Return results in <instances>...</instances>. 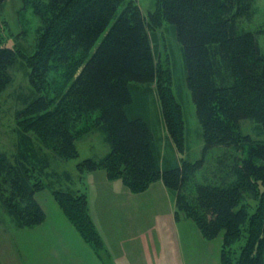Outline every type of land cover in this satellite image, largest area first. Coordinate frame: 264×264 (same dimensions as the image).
<instances>
[{"label":"trees","instance_id":"1","mask_svg":"<svg viewBox=\"0 0 264 264\" xmlns=\"http://www.w3.org/2000/svg\"><path fill=\"white\" fill-rule=\"evenodd\" d=\"M5 1L0 0V4ZM249 1L159 0L161 15L182 45L187 82L203 125L204 155L217 148L243 152L242 156L224 158L220 183L196 182L192 193L188 192V182L205 161L183 159L161 166L158 146L152 140L155 134L147 119V99L133 87L151 81L157 73L152 54L145 48L137 7L126 6L112 24L121 0H47L50 21L38 45L40 62H48L55 53L70 75L77 74L65 93L69 111L76 114L69 119L71 128L82 116L98 112L93 127L104 135L110 153L100 161L85 160L87 172L105 168L109 179H121L133 193H141L161 180L175 197L177 212L193 220L209 240L224 232L229 238L247 222V212L240 207L242 195L254 190L264 168V142L241 131L253 114L264 120L260 35L241 31L238 24ZM15 62L12 49L0 47V92L12 83L10 70ZM160 99L168 119L172 117L180 129L172 101ZM46 113L30 125L33 131L40 127V120L54 125L44 132L36 131L39 147L30 134L20 130L15 160L0 151V203L18 229L40 226L46 219L35 198L40 187L30 174L31 168L38 167L42 176L51 168L50 156L42 153L45 147L65 159L77 155V135L69 122L57 125L52 112ZM54 196L81 238L95 253H106L90 215L87 193L76 196L55 191Z\"/></svg>","mask_w":264,"mask_h":264},{"label":"rangeland","instance_id":"2","mask_svg":"<svg viewBox=\"0 0 264 264\" xmlns=\"http://www.w3.org/2000/svg\"><path fill=\"white\" fill-rule=\"evenodd\" d=\"M46 1L6 0L0 4V47L12 49L16 57L15 65L10 70L12 83L0 92V151L5 152L12 161L18 156L20 130L30 134L37 147L41 145L36 138V131L44 132L54 125L40 120V127L36 131L31 130L30 125L39 117H45L46 112H52V121H56L57 125H65L69 119L76 117V114L68 109L65 93L77 74L70 75L67 67L58 62L55 53L49 56L48 62L43 59V62H40L41 59L37 57L40 38L50 21ZM128 5L137 7L141 13L145 48L152 54L156 65L155 78L133 87L139 95L147 99V119L155 134L152 140L158 146L160 164L165 162L167 166L183 159L189 162L204 160V167L192 175L188 182L189 193L194 191L196 182L220 183L218 179L224 175V158L231 155L242 156L243 152L240 149L233 151L217 148L204 155V130L187 82L186 59L182 45L173 33L171 25L161 15L159 0H121L112 24ZM238 24L241 31L260 35L259 44L264 51V0H250L241 12ZM106 33L107 31L103 37ZM161 97L172 101L173 109L178 113V122L182 125H179L180 129L176 128L172 117L171 120L168 119ZM25 110L27 111L24 114L19 115ZM97 115L98 112L82 116L72 128L69 122V127L74 135H77V155L74 158L65 159L57 154L53 155L54 152L47 146L42 153L50 156L51 168L46 169L43 176L38 167L31 168L30 174L40 187L35 198L42 208L46 209L50 220L62 213L71 224L54 196L55 191L72 192L76 196L87 193L89 209L91 200L92 215L98 219L100 204L93 200L95 193L90 190L91 176L87 175L89 172L84 163L87 159L100 161L110 153L104 135L93 127ZM241 131L255 141L264 142V120L258 114H253L251 120L244 122ZM229 163L233 165V161L230 160ZM96 171H104L108 175L105 168ZM122 184L121 179L114 183L115 187ZM116 193L121 196L119 190H116ZM144 203L142 206L139 204L140 212L143 213L147 212L146 204L149 205L146 201ZM113 206L112 201L111 207ZM161 207L159 204L151 207L160 230L159 239L164 244V251L159 255L157 264H180V252L174 244L180 246L186 264H264V168L256 179L254 190L244 191L242 195L240 207L246 210L248 220L240 227V231L229 238H226L224 232L216 239H206L193 220L177 212L175 197L172 199V206L168 205L164 211L154 210ZM170 214L173 216L172 224L163 220ZM0 218V264H24L20 238L15 239L12 245L8 241L10 231L20 229L16 228L1 203ZM110 220L118 222L119 217L114 214ZM41 227L52 226L48 223ZM109 233L114 235V229L111 228ZM95 254L105 263V252Z\"/></svg>","mask_w":264,"mask_h":264},{"label":"crops","instance_id":"3","mask_svg":"<svg viewBox=\"0 0 264 264\" xmlns=\"http://www.w3.org/2000/svg\"><path fill=\"white\" fill-rule=\"evenodd\" d=\"M161 166L164 168L166 166L165 162H162ZM87 175L91 176L90 190L95 193L93 200L100 204L97 211L98 219H96L92 215L90 200V215L104 240L105 254H107L105 263L96 256L93 249L80 237L62 213L57 218L50 220L46 209H44L46 220L40 226L10 231L8 241L11 245L15 239L20 238L24 254L22 255L23 263L157 264L159 255L164 251V247L162 248L164 244L159 239L158 231L160 232V230L156 223V217L152 214L151 207L159 204L162 207L154 210L164 211V208L168 205L172 206L173 196L168 188L164 183L156 182L145 192L137 194L133 193L122 180V186L115 187L114 183L120 179L109 180L104 171L89 172ZM78 189L77 187L76 190ZM116 190L121 192V196L117 195ZM148 199H152V201H147ZM112 201L113 207H111ZM144 201L151 205L150 207L146 204L147 212L145 213L140 212L139 209L140 203L141 206L145 205ZM114 214L119 217L118 222L110 220ZM172 214L163 218V220L172 224ZM48 223L52 227H41ZM110 227L114 229V235L109 233ZM121 227L122 229H117ZM174 245L180 252V264H186L180 246Z\"/></svg>","mask_w":264,"mask_h":264}]
</instances>
